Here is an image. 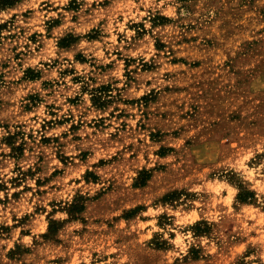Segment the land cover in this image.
<instances>
[{"label": "rangeland", "instance_id": "rangeland-1", "mask_svg": "<svg viewBox=\"0 0 264 264\" xmlns=\"http://www.w3.org/2000/svg\"><path fill=\"white\" fill-rule=\"evenodd\" d=\"M0 264H264V0L0 9Z\"/></svg>", "mask_w": 264, "mask_h": 264}, {"label": "trees", "instance_id": "trees-1", "mask_svg": "<svg viewBox=\"0 0 264 264\" xmlns=\"http://www.w3.org/2000/svg\"><path fill=\"white\" fill-rule=\"evenodd\" d=\"M16 1L17 0H0V9L10 7ZM237 198L242 202H250V200L253 198V193L245 189L238 193Z\"/></svg>", "mask_w": 264, "mask_h": 264}]
</instances>
